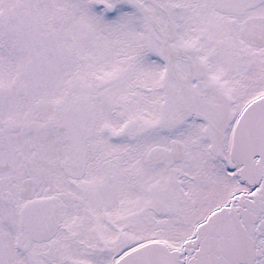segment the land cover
I'll use <instances>...</instances> for the list:
<instances>
[{"label": "snow or ice", "instance_id": "obj_1", "mask_svg": "<svg viewBox=\"0 0 264 264\" xmlns=\"http://www.w3.org/2000/svg\"><path fill=\"white\" fill-rule=\"evenodd\" d=\"M0 264H264V0H0Z\"/></svg>", "mask_w": 264, "mask_h": 264}]
</instances>
